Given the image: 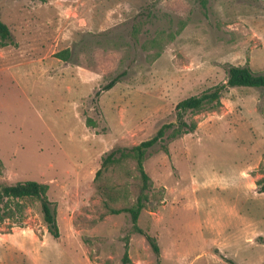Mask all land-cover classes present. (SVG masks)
<instances>
[{"label": "rangeland", "instance_id": "rangeland-1", "mask_svg": "<svg viewBox=\"0 0 264 264\" xmlns=\"http://www.w3.org/2000/svg\"><path fill=\"white\" fill-rule=\"evenodd\" d=\"M0 14L12 32L0 183H47L60 228L25 201L22 223L0 224V264H264V87H229L185 114L193 132L174 126L148 150L138 222L159 254L129 212L109 210L135 203V160L96 178L108 152L177 122L178 102L227 82L230 65L264 72V0H0Z\"/></svg>", "mask_w": 264, "mask_h": 264}, {"label": "trees", "instance_id": "trees-1", "mask_svg": "<svg viewBox=\"0 0 264 264\" xmlns=\"http://www.w3.org/2000/svg\"><path fill=\"white\" fill-rule=\"evenodd\" d=\"M11 29L8 24L2 19L0 14V42L1 45L6 44L11 38ZM162 44V40H159ZM61 56L67 57L69 50H64L58 53ZM127 74V70H123L107 83H105L97 92L98 98L104 91L113 88L121 78ZM235 86H250L264 87V72H257L249 65H230L228 70V80L224 83H219L200 94L189 96L178 102L176 105L177 122H172L163 125L157 133L150 139L144 140L141 143L132 147H115L108 152L103 158L102 165L96 173V178L102 175L103 171L110 167L120 164L128 158L135 160L137 169L140 175L139 193L135 203L131 206L122 208L110 207L112 213H120L123 211L129 212L132 219V230L141 234H145L153 250L159 254L160 247L154 236L147 234L139 225V217L142 210L146 207L149 201V191L153 187V181L145 169L144 162L148 150L159 143L165 136L168 130L176 127L175 135L193 132L196 127V122H189L185 119V114L188 111L203 110L207 106L219 105L221 103L224 92L229 87ZM95 97V101L97 98ZM261 184V190L264 191V177L258 181ZM49 185L37 180H25L15 183H0V224L10 220L18 224L22 223L26 217L25 201L38 200L41 204L44 220L49 231L55 236H60V228L57 221V215L53 208L52 201L48 197ZM125 262L129 261L128 251L125 253ZM233 262V261H231Z\"/></svg>", "mask_w": 264, "mask_h": 264}]
</instances>
